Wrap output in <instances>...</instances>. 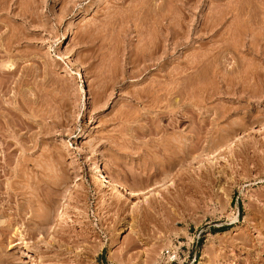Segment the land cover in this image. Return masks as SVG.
<instances>
[{
  "label": "rangeland",
  "instance_id": "obj_1",
  "mask_svg": "<svg viewBox=\"0 0 264 264\" xmlns=\"http://www.w3.org/2000/svg\"><path fill=\"white\" fill-rule=\"evenodd\" d=\"M16 4L31 15L1 18L0 264H159L163 249L174 264H264V19L253 26L264 9L255 0ZM248 24L253 45L240 35ZM163 140L197 151L158 175L178 159ZM92 162L137 198L116 193L113 203ZM54 223V234L39 230Z\"/></svg>",
  "mask_w": 264,
  "mask_h": 264
},
{
  "label": "bare ground",
  "instance_id": "obj_2",
  "mask_svg": "<svg viewBox=\"0 0 264 264\" xmlns=\"http://www.w3.org/2000/svg\"><path fill=\"white\" fill-rule=\"evenodd\" d=\"M138 1H139V0H138ZM143 1H144V0H143ZM16 2H17V0H0V42H1V43L3 42L2 40L4 39V37H7V36H8V35H6L4 32L1 31L2 28H3V27L1 26V25H2V22H1V21H2V20H1L2 16H5V18L7 17V20H8V18H9V19H11V18L14 19V18L16 17L17 19H18V18H21V19H20L21 21H25V20H27V19H26L27 16H26L25 14H27V15L30 14L29 12H28V13H29V14H28L27 11H29L31 8H29V10L26 9V11L24 12V11H21L22 8H23V7H22L21 10L18 11V10L20 9V7H19L18 4H16ZM262 2H264V0H259V1H258V0H255V5H256V7L258 6L259 9H260V8H261V9H264V7H259V6L262 5ZM144 3H145V2H144ZM144 3H143V4H144ZM19 4H20V3H19ZM153 4H154V3H153ZM153 4H152V5H153ZM263 4H264V3H263ZM134 5H135V4H134ZM17 6H18L19 8H18ZM31 6H32V4H31ZM244 6H245V5H244ZM29 7H30V6H29ZM133 7H134V6H133ZM135 7H137V6H135ZM157 7H158V6H157ZM241 7H242V6H241ZM17 8H18V9H17ZM24 8H25V7H24ZM26 8H27V7H26ZM33 8H34V7H33ZM139 8H141V7H139ZM236 8H237V7H236ZM133 9H134V8H133ZM141 9H142V8H141ZM217 9H218V8H217ZM221 10H222V9H221ZM232 10H233V9H232ZM138 11H139V9H138ZM144 11H145V10H144ZM233 11H234V10H233ZM257 11H259V10H257ZM23 12H24V13H23ZM30 12H31V10H30ZM140 12H141V11H140ZM32 13H33V12H32ZM254 13H255V19H254V20H255V25H253V24H252V25L255 26L254 28L256 29V27L258 26V25H257V22H256V21H257V18L260 17V18H258V19H264V16H263L264 13H263V10H262V13H263V14H262L261 12H259L260 14H262L261 16L256 12V10H255ZM222 14H223V13H222ZM30 15H31V14H30ZM32 15H33V14H32ZM138 15H139V14H138ZM215 15H216V14H215ZM217 15H218V14H217ZM220 15H221V14H220ZM243 15H244V14H243ZM222 16H223V15H222ZM132 17H133V16H132ZM219 17H220V16H219ZM249 17H250V16H249ZM27 18H28V17H27ZM150 18H151V17H150ZM155 18H156V17H155ZM215 18H216V17H215ZM237 18H238V17H237ZM152 19H153V18H152ZM156 19H157V18H156ZM216 19H217V18H216ZM4 20H5V19H4ZM111 20H112V19H111ZM136 20H137V19H136ZM153 20H154V19H153ZM219 20L221 21V19H219ZM250 20H251V19H250ZM29 21H30V20H29ZM29 21H28V22H29ZM31 21H32V19H31ZM156 21H157V20H156ZM159 21H160V20H159ZM261 21H262V20H260V22H261ZM10 22H11V21H10ZM28 22H27L26 24L29 26V25H30V24H29L30 22H29V23H28ZM34 22H35V21H34ZM242 22H243V21H242ZM263 22H264V21H263ZM5 23H6V22H5ZM31 23H32V22H31ZM140 23H141V22H140ZM244 23H245V22H244ZM253 23H254V22H253ZM217 24H218V21H217V20H216V21H214V20H210V21H208V23H206V25H208V26H207V29H211V31H213V29L216 27ZM261 24H262V23H260V25H261ZM27 25H26V29L29 28V27H27ZM204 25H205V24H204ZM241 25H242V23H241ZM250 25H251V24H248L246 27H248V26H249V27H248V28L245 27L246 29H243V28H242L244 31L242 30L243 32L241 31V32H240V35H241V37H242L243 35L246 34V32H248V33L251 35V39L253 40V41H250L251 43H250V42H249V43H250L251 45H253L252 42L255 43V44L257 43V42H256V33H255V31H254L255 29L251 30L252 28H250ZM30 26H31V25H30ZM4 27H5V25H4ZM8 27H9V26H8ZM20 27H21V26H20ZM31 27H32V26H31ZM160 27H161V26H160ZM24 28H25V27H24ZM158 28H159V27H158ZM260 28H261V27H260ZM3 30H4V29H3ZM5 30H6V29H5ZM172 30H173V29H172ZM167 31H168V30H167ZM173 31H174V30H173ZM253 31H254V32H253ZM13 32H14V31H13ZM209 32H210V30H209ZM14 33H15V32H14ZM172 33H173V34H172ZM172 33L170 32L169 34L174 35V32H172ZM210 33H212V32H210ZM214 33H216V32L213 31V34H212V35H214ZM218 33H219V32H218ZM4 34H5L6 36H5ZM9 34H10V33H9ZM11 35L14 36L13 33H12ZM172 35H171V37H172ZM212 35H211V36H212ZM258 35H259V34H258ZM12 36H11V37L9 36V38H8V41H11L10 44L12 43ZM205 36H206V35H205ZM215 36H216V35H214V37H215ZM14 37H15V36H14ZM162 37H163V36H162ZM176 37H177V36H176ZM257 37H258V36H257ZM166 38H167V37H166ZM173 38H174V37H173ZM173 38H172V39H173ZM211 38H212V37H211ZM5 39H7V38H5ZM5 39H4V40H5ZM154 39H155V38H154ZM174 39H175V38H174ZM174 39H173V40H174ZM235 39H236V38H235ZM6 41H7V40H6ZM6 41H5V42H6ZM15 41H16V40H15ZM141 42L143 43V40H142ZM1 43H0V44H1ZM16 43H17V42H16ZM7 45H9L8 42H7ZM13 45H14V44H13ZM17 45H18V44H17ZM158 45H159V44H158ZM251 45H250V47H252ZM0 46H1V45H0ZM150 46H152V43H151ZM150 46H149V48H150ZM214 46H215V45H214ZM152 47H153V46H152ZM240 47H241V46H240ZM248 47H249V46H248ZM7 48H9V46H8ZM7 48H6V49H7ZM155 48H156V47H155ZM221 48H222V47H221ZM253 48H255V47L253 46ZM6 49H2V48L0 47V54H2L3 57H4L6 54H9V53L7 52ZM151 49H153V48H151ZM162 49H164V47H162ZM166 49H167V48H166ZM172 49H173V48H172ZM155 50H156V49H155ZM155 50H154V51H155ZM164 50H165V49H164ZM221 50H222V49H221ZM256 50H257V49H256ZM162 51H163V50H162ZM152 52H153V51H152ZM152 52H150V54H151ZM159 52H160V51H159ZM153 53H155V52H153ZM153 53H152V54H153ZM161 53H164V52H161ZM168 53H169V52H168ZM168 53H166V54H168ZM205 53H206V52H205ZM211 53H212V52H211ZM169 54H170V53H169ZM209 54H210V53H209ZM6 56H7V55H6ZM6 56H5V57H6ZM143 56H144V55H143ZM143 56H142V57H143ZM149 56H150V55L148 54V57H149ZM151 56H152V55H151ZM151 56H150V58H151ZM153 56H155V55H153ZM153 56H152V57H153ZM160 56H161V54H160ZM162 56H163V54H162ZM162 56H161V57H162ZM155 57H156V56H155ZM158 57H159V55H158ZM158 57H156V58L153 57V58H154L155 60H158V59L160 58V57H159V58H158ZM1 58H2V57L0 56V59H1ZM140 58H141V57H140ZM140 58H139V59H140ZM208 58H209V57H208ZM141 59H144L143 61H146V60L149 61V60H151L152 58L149 59V58H147V57H146V58L144 57V58H141ZM160 59H161V58H160ZM201 59H202V57H201ZM152 60H153V59H152ZM155 60H154V61H155ZM135 61L138 63L139 60L136 59ZM143 61H140V63L143 62ZM163 61H164V60H163ZM163 61H162V62H163ZM190 61H191V60H190ZM7 62H8V61H7ZM7 62H6V63H7ZM9 62H10V61H9ZM151 62H152V61H149L148 63H151ZM155 62H157V61H155ZM188 62H189V61H188ZM0 63H2V59H1V62H0ZM6 63H5V64H6ZM137 63H135V64H137ZM140 63H139V65H140ZM159 63H160L161 66L164 65V64L162 65L161 62H159ZM190 63H191V62H190ZM190 63H189V64H190ZM9 64H11V63H9ZM9 64L6 65V66L4 65L5 68H6V70H7V71L5 70V73L10 72V71H13V72H14L13 65H9ZM143 64H144V62H143ZM143 64L141 63L142 67L139 68V69L137 70V72H142V73H143V72H145V70H146L147 68H149V67H147V66H150V65H147V66H146V64H144V65H143ZM187 64H188V63H187ZM189 64H188V65H189ZM194 64H195V63H194ZM153 65H154V64H153ZM188 65H186L187 67L184 66L185 68H187V71L190 70L189 66L192 65V64H190L189 66H188ZM219 65H220V64H219ZM133 66H135V65H133ZM136 66H138V65H136ZM151 66H152V65H151ZM0 67H1V66H0ZM184 67H183V68H184ZM192 67H193V65H192ZM234 67H235V66H234ZM1 68H3V67H1ZM1 68H0V74H2V73L4 74V72H3L4 70L2 71ZM185 68H184V69H185ZM188 68H189V69H188ZM252 68H253V67H252ZM131 69H134V68H131ZM163 69H164V68H163ZM181 69H182V68H181ZM191 69H192V68H191ZM164 70H166V69H164ZM164 70H163V72H164ZM228 70H229L228 72H227V70L224 71V72H227L228 75H230L232 71L234 72V70H233L232 68H229ZM250 70H251V69H250ZM131 71H132V70H131ZM176 71H177V72H176ZM176 71L173 70L174 73H177V75H179V74H181L183 71H186V70H183V69H182V72H179V69H178V70L176 69ZM180 71H181V70H180ZM133 72H134V71H133ZM135 73H136V72H135ZM164 73H166V71H165ZM168 73H169V72H168ZM170 73H171V72H170ZM174 73H171V74H170V77H172V76H173V77H176V75H174ZM185 73H186V72H185ZM185 73L183 72V74H185ZM234 73H236V72H234ZM9 74H11V73H9ZM132 74H133V73H132ZM172 74H173V75H172ZM186 74H187V73H186ZM190 74H191V73H190ZM225 74H226V73H225ZM12 75H13V74H12ZM77 75H78V74H77ZM165 75H166V74H165ZM188 75H189V73H188ZM236 75H237V74H236ZM254 75H255V74H254ZM0 76H1V75H0ZM2 76H3V77L5 76V78L0 77V80H1V79H5V81H4V82H1V81H2V80H1L0 83H4L3 85L5 86V84L7 83V82H6V80H7V79H6L7 75L4 74V75H2ZM184 76H185V75H184ZM231 76H232V75H231ZM228 77H229V76H228ZM228 77H227V78H228ZM232 77H233V76H232ZM234 77H235V76H234ZM232 79H233V78H232ZM232 79H231V81H233V82L237 85L238 82H235V80H232ZM237 79H238V78H237ZM12 80H13V79H12ZM175 80H176V79H175ZM190 80H191V79H190ZM227 80H228V79H227ZM227 80H226V81H227ZM236 81H237V80H236ZM233 82H230L231 85H232ZM168 83H169V82H168ZM172 83H173V82L171 81V84H172ZM223 83H224V82H223ZM226 83H227V82H226ZM234 83H233V84H234ZM175 84H176V83H175ZM0 85H2V84H0ZM169 85H170V83H169ZM172 85H173V84H172ZM172 85H171V86H172ZM180 85H181V84H180ZM228 85H229V84H228ZM236 85H235V86H236ZM4 86H3V87H4ZM251 86H252V85H251ZM0 87H1V86H0ZM175 87H176V86H175ZM175 87H174V85H173V88H175ZM227 87H229V86H227ZM231 87H232V86H231ZM168 88H170V86H169ZM229 88H230V87H229ZM240 88H241V87H240ZM1 89H2V88H1ZM164 89H165V88H164ZM169 90H170V89H169ZM169 90H168V91H169ZM171 90L173 91L174 89H172V87H171ZM168 91H167V92H168ZM174 91H175V90H174ZM239 91H240V90H239ZM241 91H242V90H241ZM241 91H240V92H241ZM169 92H170V91H169ZM236 92H237V91H236ZM172 93H173V92H172ZM172 93L170 92V96L172 95ZM229 93H230V92H229ZM238 94H239V93H238ZM238 94H237V95H238ZM251 94H252V93H251ZM227 95H228V94H227ZM167 96H168V93H167ZM168 97H169V96H168ZM24 99H25V98H24ZM177 101H178V100H177ZM186 115H187V114H186ZM183 116L186 117L185 115H183ZM186 118H187V117H186ZM176 122H177V121H176ZM211 123H212V122H211ZM262 125H263V124H262ZM262 125H261V126H262ZM261 126H260V128H261ZM262 127H264V125H263ZM250 130H251V129H250ZM248 133H249V132H248ZM248 133H245V134L247 135ZM221 138H222V139L229 138V133H226L225 135H221ZM233 138L236 139L235 141L238 142L239 138H237V137L235 136V137H232V140H233ZM165 140H166V139H165ZM163 141H164V140H163ZM167 141H168V140H167ZM167 141H166V142L164 141L162 145L159 144V147L161 146V149H162V150H161V149H160V150H161L163 153H164V152H165V153L168 152V151L170 150V147H172L171 145H172L173 143H172L171 141H170V142H167ZM172 141H174V140H172ZM161 143H162V142H161ZM238 143H239V142H238ZM227 144H228V143H227ZM227 144L223 143L222 146H226V149H227V147H228L230 144H232V142H230L228 145H227ZM157 146H158V143H157ZM183 146H184V145H183ZM222 146L220 147L221 149L219 148L220 150H218V149H212V150H213V151H212V155L214 154V156H218V155H219V153H218L219 151H220V152H221V151L223 152V150H224L225 147H222ZM232 146H233V145H232ZM195 147H196V146H192V145L190 146V145H189V146H184L183 148L181 147L182 149L179 150V151H178V150H176V151H174V152H173V151H169V153H171V156H174V157H175V156L177 155L176 157H178V159H177L178 161H177V160H176V161H175V160H174V161H173V160H172V161H171V160H169V161L167 160V162H166L164 165H163V164H161V165L159 164L158 166H156V167H155V172L158 173V175H159V174L162 175V172H164V170L166 171V170H168V169L174 168V167L177 166L180 162H183L186 158L188 159V157L190 158L191 156H193V155L195 154V152L197 151V149H196ZM230 147H231V146H230ZM177 149H179V148H177ZM177 151H178V152H177ZM180 154H181V155H180ZM169 155H170V154H169ZM169 155H168L167 157L172 158V157L169 156ZM167 159H168V158H167ZM174 159H175V158H174ZM182 160H183V161H182ZM206 160H208V159H206ZM90 164H93V165H92V169H91L92 173H93L94 175H96L95 177H98V179L101 180V182H100L101 185H102L104 188H106L108 191H110V197L112 196V201H113V203H117V202L119 201L118 198H117V196H116V193H119L122 197H124L125 200H128V201H129L128 197H130V199H132V198L135 199V197H136L137 195L133 192L132 189H130L129 187L123 185L122 182H120V181H118L116 178L110 176L108 173L103 172V171L99 168V166H98L97 163H93V162H92V163H90ZM197 167H198V166H197ZM190 170H191V169L188 168V167H180L177 171H179V175H180V174H188V173L191 172ZM192 170H193V169H192ZM164 173H165V172H164ZM175 174H176V173H175ZM172 175H174V174H172ZM172 175H170V176L172 177ZM175 176H176V175H175ZM161 180H162V179H161ZM159 181H160V179H159ZM159 181H158V183L156 182L155 185H152V186H154V187H152V188H158V187H160V186H163V185H162V181H163V180L160 181V182H159ZM148 189H149V188H148ZM52 190H53V189H52ZM150 191H152L151 188H150ZM147 192H148V191H147ZM125 195H127L128 197H126ZM118 197H119V196H118ZM136 198H137V197H136ZM147 202H148V201H147ZM41 213H42V212H41ZM62 216H63V214H62ZM31 217H32V216H31ZM40 217H41V216H40ZM67 218H68V217H67ZM31 219H32V218H31ZM54 219H55V218H54ZM43 221H44V220H43ZM61 221H62V217H60V218L57 220V224H59ZM45 222H46V221H45ZM63 223H64V222H63ZM49 224H50V223H49ZM60 224H61V223H60ZM53 225H54V227H51V226L49 227V226H47V225H45V224H44V225H43V224H40V225H39V230H40V228H44V230H45V229L47 230V228H48V233H49V234H54L55 229H56V224L54 223ZM53 225H52V226H53ZM59 226H60V225H59ZM41 231H42V230H41ZM58 231H59V230H58ZM44 232H45V231H44ZM32 235H33V234H32ZM44 235H46V234H44ZM49 236H50V235H49ZM52 237H53V236H52ZM48 245H49V243H48ZM24 247H25V246H24ZM23 249L26 250L27 248H23ZM25 250H22V249H19V248H18V250H17V251H18L17 254H18L19 256H26V257H27L28 254L25 253ZM52 252H53V250H52ZM15 256H16V255H15ZM17 258H18V257H16V259H17ZM48 258H49V257H48ZM41 259H42V258H41ZM55 259H56V257H55ZM64 259H65V258H64ZM39 260H40V259H39ZM52 260H53V259H52ZM53 261H54V260H53ZM36 262H38V260H37ZM44 263H45V262H44ZM55 263H57V262H55ZM255 263H256V262H255ZM21 264H22V263H21ZM39 264H41V263H39Z\"/></svg>",
  "mask_w": 264,
  "mask_h": 264
},
{
  "label": "built area",
  "instance_id": "obj_3",
  "mask_svg": "<svg viewBox=\"0 0 264 264\" xmlns=\"http://www.w3.org/2000/svg\"><path fill=\"white\" fill-rule=\"evenodd\" d=\"M177 259V254L169 249H163L160 253L159 264H174Z\"/></svg>",
  "mask_w": 264,
  "mask_h": 264
}]
</instances>
